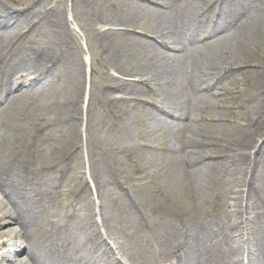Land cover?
<instances>
[{
	"label": "bare ground",
	"instance_id": "1",
	"mask_svg": "<svg viewBox=\"0 0 264 264\" xmlns=\"http://www.w3.org/2000/svg\"><path fill=\"white\" fill-rule=\"evenodd\" d=\"M77 1L118 75L107 73L103 95L122 145L142 167L126 185L148 204L149 218L137 226L146 244L161 243L163 264H264V227L254 217L258 203L264 214V0ZM42 6L31 0L21 13L0 6V250L8 249L0 264H62L60 252L64 264L81 259L68 256L70 208L68 200H54L53 188L72 171L82 143L84 61L68 42L63 16ZM28 19L31 29L17 36L16 52H6L13 29ZM42 23L56 27L52 50L25 36ZM62 69L72 96L48 116L53 128L65 129L45 136L39 111ZM144 115L161 117L145 124L147 137L157 134L151 147L141 143ZM40 141L48 146L35 157ZM155 192L161 206L151 202ZM75 226L86 245L72 239L71 251L92 250L93 264L110 255L100 234L81 220Z\"/></svg>",
	"mask_w": 264,
	"mask_h": 264
},
{
	"label": "rangeland",
	"instance_id": "2",
	"mask_svg": "<svg viewBox=\"0 0 264 264\" xmlns=\"http://www.w3.org/2000/svg\"><path fill=\"white\" fill-rule=\"evenodd\" d=\"M30 2L31 0H0V6L9 12L21 13L30 8ZM254 6L252 12L256 14L257 9ZM42 8H46L47 14H61L63 16L71 30V37H69L68 42L80 49L81 58L84 61V89L81 102L82 143L74 158L70 159V170L72 169V171L60 184L53 188L54 200L60 201L64 198L68 200L67 207L70 208V228L65 230L67 240H71L67 243L70 245L71 252L68 256H70V259L75 258L78 253L81 259H78L75 264H93L92 250L71 251V246L74 243L72 239L86 245V239L75 226V220H81L89 225L92 231L103 237L104 243L106 242L103 251L105 253L106 249L110 253L105 257L100 255V260L94 264H163L157 257L161 243L147 245V235L137 227L143 221L142 219L149 218V214L146 212V205L148 204H142L138 195L135 192H130L126 185L130 180L136 181L139 179L141 173L139 171L142 167L135 161L133 153L122 145L115 124L117 118L113 116L111 105L103 95L107 85V73L110 75L117 74L103 57L96 41V35L85 23L86 18L83 16V10L79 7L77 0H43ZM114 11L115 8L113 7L111 11L108 10V14L113 15ZM31 20L34 19L21 22L13 29L14 33L10 36V41L2 46L6 52H16L15 50L18 47L17 36L31 29V24L29 25ZM55 28V26L42 23V25L35 26L25 36L32 40L36 48L52 50L51 45H55L57 42ZM261 48L264 50V46H261ZM131 78L127 80L136 82L137 78ZM241 80L243 88L245 90L249 89L251 86L249 79L245 76L241 77ZM50 81L46 107L45 109L42 107V111H39L42 118H40L38 128L42 133H45V136L57 137L61 136V132L65 128L59 126L55 129L52 127L48 110L62 109L63 105L72 96V86L71 81L65 77L64 69L53 75ZM46 89L47 87L40 88L39 91L45 92ZM116 96L120 95L116 94ZM155 99L160 101L158 95L155 96ZM54 116L53 114L52 119ZM160 120L161 117L156 115H144L141 118L142 130L146 135V138L142 139V142L140 141L141 143L151 147L152 139L155 138L156 140L157 134L153 130L151 137H147L145 124L149 121L154 125V123H159ZM132 141L136 142L134 137H132ZM64 143L66 144V142ZM47 146L48 143L40 141L34 148L33 156L42 155ZM143 188L153 191L152 187L148 185L143 186ZM159 191V195H161L162 190ZM152 195L155 199L151 201L152 204L155 207L157 205L161 206L162 201L157 200L159 199L158 193L155 192ZM258 204L259 206L255 208L259 209L256 210L259 214L254 217L258 224L264 227V214L260 213L263 205L262 203ZM58 205L55 206L56 209H59ZM56 209H48L47 212L53 215ZM99 211H102V216ZM50 213L48 219L56 220L50 216ZM92 234L94 235L93 232ZM261 247L264 252V242ZM0 253L2 255L7 254L8 249H2ZM49 254L53 258L55 257L54 252H49ZM60 256L61 263L64 264L66 257L62 252H60ZM18 257L24 258L25 254H20Z\"/></svg>",
	"mask_w": 264,
	"mask_h": 264
}]
</instances>
